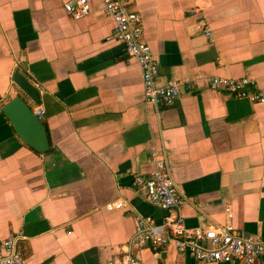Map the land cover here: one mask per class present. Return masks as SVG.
I'll return each mask as SVG.
<instances>
[{
  "label": "crops",
  "instance_id": "0c3cea01",
  "mask_svg": "<svg viewBox=\"0 0 264 264\" xmlns=\"http://www.w3.org/2000/svg\"><path fill=\"white\" fill-rule=\"evenodd\" d=\"M66 1L0 0V242L21 233L26 264L119 255L138 215L160 223L167 214L133 185L153 170L152 147L166 152L188 199L189 228L231 222L264 239V101L207 86L212 76H247L264 92V0H130L159 81H180L178 98L161 107L144 102L141 66L112 38L102 0L81 19ZM17 70L41 91L39 105L27 101L45 110L48 152L25 143L2 112L20 95ZM116 200L125 207L109 210ZM133 252L139 264H244L201 263L173 245Z\"/></svg>",
  "mask_w": 264,
  "mask_h": 264
},
{
  "label": "built area",
  "instance_id": "2783aa9c",
  "mask_svg": "<svg viewBox=\"0 0 264 264\" xmlns=\"http://www.w3.org/2000/svg\"><path fill=\"white\" fill-rule=\"evenodd\" d=\"M106 15L114 21L112 38L123 44L127 53L141 66L143 76V99L146 104L157 107L169 106L181 93L180 81L171 78L165 83L159 81V62L153 49L143 37V15L129 7L130 0H102ZM65 11L74 19H81L91 11L90 0H68ZM203 27V25H201ZM206 35L213 38L212 31L205 28ZM207 86L213 90H224L252 102L264 101V92L250 77L212 76ZM250 88H256L251 91ZM194 82L186 84V90L193 91ZM43 119L45 110L33 109ZM150 161L153 170L148 177L136 175L133 185L136 192L152 204L167 211L158 223L151 215H138L135 231L131 239L122 247L119 255L111 257L104 264H139L134 248L151 247L162 250L173 245L176 250L201 263H232L242 261L254 264L258 260L264 264V239L238 228L231 222L225 224H204L189 228L183 214L188 199L179 191L170 171L167 154L164 150L152 147ZM125 207L123 200L108 203L109 210ZM229 217L232 211L227 208ZM21 233L10 234L0 242V264H26L17 247Z\"/></svg>",
  "mask_w": 264,
  "mask_h": 264
},
{
  "label": "water",
  "instance_id": "95a60500",
  "mask_svg": "<svg viewBox=\"0 0 264 264\" xmlns=\"http://www.w3.org/2000/svg\"><path fill=\"white\" fill-rule=\"evenodd\" d=\"M15 87L20 95L3 105L2 112L11 121L17 135L40 153L50 150L45 124L33 111L27 99L35 104L41 103V91L28 76L17 70L13 74Z\"/></svg>",
  "mask_w": 264,
  "mask_h": 264
}]
</instances>
